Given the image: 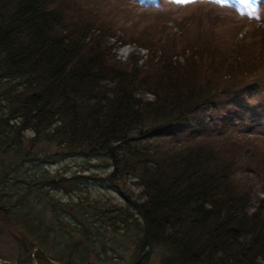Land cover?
<instances>
[{
  "label": "trees",
  "instance_id": "1",
  "mask_svg": "<svg viewBox=\"0 0 264 264\" xmlns=\"http://www.w3.org/2000/svg\"><path fill=\"white\" fill-rule=\"evenodd\" d=\"M81 5L0 0V234L25 259L34 248L36 264H51L43 254L114 264L107 244L118 237L129 264H264V158L253 140L236 150L248 138L224 135L235 120L253 134L252 122L264 119V99H245L264 78L236 71L255 53L172 36L146 43L149 58L121 63L108 44L120 40L115 26ZM68 157L109 169L65 177L42 167ZM125 179L136 201L122 191ZM93 180L124 205L60 201L50 191Z\"/></svg>",
  "mask_w": 264,
  "mask_h": 264
},
{
  "label": "rangeland",
  "instance_id": "2",
  "mask_svg": "<svg viewBox=\"0 0 264 264\" xmlns=\"http://www.w3.org/2000/svg\"><path fill=\"white\" fill-rule=\"evenodd\" d=\"M105 1L81 0V2H84L81 7L83 6L82 9L85 10L92 9L90 17L95 15L97 21L105 23V27L110 24L115 26L114 31H112L120 40L114 42V38L109 37L108 44L112 45L116 58L121 63L126 62L133 53L140 56L141 59L149 58V53L145 48L146 43L155 42L158 38H160L159 41H165L169 37L175 36L183 42L207 40L219 44L220 47L226 44L228 50L233 49V54L254 52L255 55L251 57L252 60H248L242 67L239 66L236 71L240 74L253 72L257 76L264 78V3L260 7L254 8L251 0H164L160 5L141 4L139 0L136 3L130 0ZM241 13L245 14L248 19L241 17ZM256 13H259L258 19L255 17L258 15ZM229 37L232 39L230 40L231 45L227 46ZM134 49H137V53L133 52ZM178 59L182 64L181 58ZM260 82L264 83V79ZM229 87L236 88V86L227 84L224 87L225 91H228ZM259 87L258 91L254 90L255 92L252 91L245 95L248 103L256 102L255 104L257 105L259 104L258 102L264 99V91H262L264 84ZM243 93L245 94L246 90ZM260 108L263 107L258 106L253 110ZM235 121L236 125L232 128L229 127L224 135L226 137L237 136L238 138L248 139H246L244 144H238V141L234 142L236 143L234 148L236 150L248 148L247 144L251 142H246L253 140L252 142L261 150L260 153L263 155L262 158H264V119L260 122L259 118H255L252 122L251 128L255 131L253 134L240 132V129L248 126V123H244L241 120ZM26 135H30V133L27 131ZM221 138L222 136L217 139ZM54 149L53 145L46 147V150L50 152L54 151ZM43 164L42 167L50 173H58L65 177L71 174L80 175L92 172L104 174L109 169L103 160H87L80 157H68L65 160ZM101 170L103 172H100ZM255 181L253 180V182ZM254 190H256L258 197L262 196L261 184L255 186ZM50 191L60 201L100 197L120 205H124L126 202L122 199L121 194L114 190L105 189L97 182H94V180L87 182L85 185L82 182L77 184V181H72L68 182L65 188L62 187ZM68 191L71 195L67 194ZM122 191L130 196V201H136L138 190L130 179H125ZM14 197L16 195L12 196V198ZM105 235L107 236L105 237L106 239L111 237L110 233ZM116 239L118 241L117 244L111 245L108 242L106 254L112 256V258H117L114 264H129V246H126L120 237ZM124 246L129 250H125ZM109 247L113 249L111 250ZM14 256L25 259L26 254L15 250L11 237L0 234V264H12ZM28 256L24 260L26 264H36L37 251L34 248L29 251ZM107 262V264H110V261L107 260ZM148 264H157V259L155 257L152 258Z\"/></svg>",
  "mask_w": 264,
  "mask_h": 264
},
{
  "label": "flooded vegetation",
  "instance_id": "3",
  "mask_svg": "<svg viewBox=\"0 0 264 264\" xmlns=\"http://www.w3.org/2000/svg\"><path fill=\"white\" fill-rule=\"evenodd\" d=\"M12 264H26L25 261H17L14 257L12 258Z\"/></svg>",
  "mask_w": 264,
  "mask_h": 264
},
{
  "label": "water",
  "instance_id": "4",
  "mask_svg": "<svg viewBox=\"0 0 264 264\" xmlns=\"http://www.w3.org/2000/svg\"><path fill=\"white\" fill-rule=\"evenodd\" d=\"M42 254H43V253H42ZM43 257H44L48 262H50V263H52V264H60L59 262H55V261L49 259L45 254H43ZM0 261H1V260H0Z\"/></svg>",
  "mask_w": 264,
  "mask_h": 264
}]
</instances>
